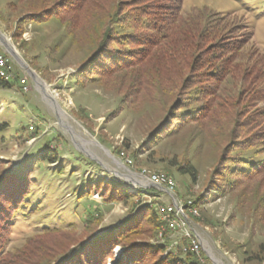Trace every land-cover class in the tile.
I'll use <instances>...</instances> for the list:
<instances>
[{"label":"rangeland","instance_id":"obj_1","mask_svg":"<svg viewBox=\"0 0 264 264\" xmlns=\"http://www.w3.org/2000/svg\"><path fill=\"white\" fill-rule=\"evenodd\" d=\"M60 1L0 0V35L27 66L22 68L0 43V53L8 59L13 76L9 89H0V176H8L7 172L25 176L30 193V211L12 222L2 264L25 258L28 253L31 257L34 251L29 263L54 255L48 264H55L92 231L105 238L142 206L155 208L163 201L167 203L165 193L132 181L130 173L142 170L169 177L175 184L173 194L183 206L198 196L203 198L193 217L185 209L188 227L200 243L195 253L199 264H264V178L237 184L220 197L212 198L206 192L212 174L223 171L230 132L241 130L245 138L260 131L255 127L259 117L254 116L255 125L247 124L254 122L253 114L263 110V103L250 106L248 92L230 76L223 84L217 85L213 79L205 83L212 71L199 67L194 74L190 70L184 74L196 82L195 86L173 90L168 85V63L158 57L141 60L136 55L139 46L124 50L122 61L132 62L131 66L115 67L104 75H94V79H77L80 66L101 42L105 27L89 23L85 17L88 10L97 17H102V12L107 17L117 15L126 27L129 25L128 32L141 36L144 30L132 29V15L147 12L149 15L142 16L153 20L161 11L152 6L169 4L170 0H95L98 8L84 0L83 8L75 13L43 22L29 20ZM171 1H178L183 17L199 11L205 15L204 21L208 16L216 19L222 43L240 47L239 55L244 58L255 55V51L264 54V0ZM219 15L226 17L220 20ZM204 53L199 52L198 57ZM180 62L178 57L170 66L177 68ZM22 78L26 79L27 91L19 82ZM208 83L215 84L221 103L224 99L242 103L239 112L243 116L237 121L240 127L221 109L206 113L196 122L176 125L167 119L160 126L177 100L185 102L191 90L203 89ZM195 100L188 109L203 102ZM56 107L63 111L62 116ZM43 152H53L57 163L41 162ZM120 154L129 157L127 167L119 161ZM186 163L197 171L195 184L179 172ZM110 185L129 191L131 198L105 204L102 198L108 194L102 197L95 189ZM89 215L99 220L92 219L89 225L85 223ZM184 239L180 232L158 231L156 238L142 236L136 242L141 247L146 243L164 246L160 254L144 263L157 264L168 253L184 258L183 253L190 250ZM28 240L36 244L28 248ZM124 252L115 246L104 264H117Z\"/></svg>","mask_w":264,"mask_h":264},{"label":"trees","instance_id":"obj_2","mask_svg":"<svg viewBox=\"0 0 264 264\" xmlns=\"http://www.w3.org/2000/svg\"><path fill=\"white\" fill-rule=\"evenodd\" d=\"M95 2V0H90V3L98 8L95 6ZM176 2L178 3V1ZM176 2L170 0L169 4L153 5V8L161 11V14L155 15L153 20L149 16H142L149 15L147 12L133 14L130 21L134 25L132 29L139 30V32L144 30L141 36L128 32L129 25L126 27L122 23L123 20H119L117 15L107 17L106 13L102 12V17H97V13L88 10L85 16L86 20H89V23L94 26L101 25L100 27H105L102 30L101 42L95 52L80 66L77 79H84L85 76L94 79V75H104L115 67H121V65L122 67L131 66L132 62L124 64L122 61L124 54H126L124 50L139 46L136 55L141 60L145 58L155 60L158 57L168 63V85L173 90H179L180 88L184 90L188 86V89L195 86L196 82H190L187 78H184V74L189 70L194 74L197 67H199L200 69L212 71L207 76L206 82L204 80L205 83L213 79L217 85L219 83L223 84L225 78L230 76L237 80L238 86L240 85L243 90L248 92L250 106L255 107L256 103H263L264 105V54L255 51L253 52L255 55L244 58L243 54L239 55L240 47L222 43L224 39H222V32L216 19L214 20L208 16L209 20L204 21L205 15L199 11H193L183 17L180 13V6ZM83 3L84 0H62L50 7L49 10H44L32 16L29 20L43 22L52 16L72 14L78 8H83ZM46 14L47 16H45ZM223 17H226V15L218 16L220 20ZM108 22L110 26H108ZM204 23L205 26H203ZM216 42H220V44L216 45ZM199 52L205 53L198 57ZM125 56L127 57V55ZM178 57L182 61L178 63L179 67H171V61L178 59ZM199 61L201 64H198ZM243 61L246 64H242ZM218 62L219 64H217ZM172 69H177V71L174 72ZM159 82L160 80H158ZM207 85L203 89L191 90L185 102L180 99L177 100V106L171 109L168 116L160 122V126L166 123L167 119L168 121L173 119L176 122L173 121V123L176 125L196 122L206 113L212 114L214 111L221 109L227 112L233 124L240 127L241 125L237 121L243 116L239 112V106L242 103L238 105L237 100L233 99H224L221 103L219 96H217L215 84L208 83ZM9 87L10 83L0 77V89H9ZM197 98L198 101H203L201 105L188 109V106H192ZM185 107L186 110H182ZM250 115L252 117V114H248L247 117ZM254 116L260 118L258 123L255 122ZM253 117L254 122L247 125L257 123L255 127L260 129L259 132L252 133L245 138L241 136L240 129V134L236 132L238 129L230 132L226 155L222 160L221 169L223 171L215 172L216 175L212 174L207 186L206 192L210 197H220L237 184L253 183L257 179L264 178V108L254 113ZM1 128L2 126H0ZM39 159L46 164H55L58 160L53 152H43ZM179 172L182 175H187L192 184L197 182V171L191 164L186 163L179 167ZM7 175L5 173V175L0 176V264L4 262L6 254L2 251L9 240L8 233L12 222L19 216L25 217L30 211L28 201L30 193L27 191V178L25 176L20 177L17 172H7ZM5 176L7 179L6 182H3L2 179ZM95 190L96 192L101 191L102 197L108 194L106 198H102L105 204H110V200H128L132 196L129 191H122L120 187L114 185H110L108 189L104 186L99 191L98 189ZM202 199L201 196L195 199L193 203L196 208H198V203ZM92 219L99 220L95 216L89 215L86 217L85 223L90 225ZM160 230L161 221L156 209L150 205H144L139 208L137 214L110 231L107 237L101 238L92 231L85 240L77 243V247L73 246L67 249L55 264H104L105 260L112 256V249L115 246H121L125 251L123 258L117 264H144L150 257L160 254L164 250V246L146 243L141 247V243L136 242V239L139 240V237L142 236L156 238V234ZM184 240L188 242L186 238ZM34 244H36L35 240H28L26 247L30 248ZM34 252L31 257L28 253L25 258L21 256L19 260L18 258L6 260L5 264H32V262L29 263V260ZM36 253L38 254V252ZM183 255L184 258L168 253V257L166 259L160 257L157 264H199L193 251L189 250ZM53 257L54 255H51L43 261L33 264H48ZM16 261L18 262L16 263Z\"/></svg>","mask_w":264,"mask_h":264},{"label":"built area","instance_id":"obj_3","mask_svg":"<svg viewBox=\"0 0 264 264\" xmlns=\"http://www.w3.org/2000/svg\"><path fill=\"white\" fill-rule=\"evenodd\" d=\"M0 67H3L5 73L12 77L11 65L8 59L3 53H0ZM20 84L22 85L24 91H27L26 79H20ZM119 161L126 166V157L118 156ZM132 181L139 185L153 186L160 193H165L168 196V202L164 201L157 204L159 210H161V205H168V212H162L164 216V224H166L167 232H180L188 240V248L194 253H198L200 249V243L198 238L189 229L188 226L183 225L179 217V201H177L176 196L173 194L174 186L171 185L170 178L163 177L162 172H155L153 175H143V173H130ZM161 198V197H160ZM158 198V200H162Z\"/></svg>","mask_w":264,"mask_h":264},{"label":"bare ground","instance_id":"obj_4","mask_svg":"<svg viewBox=\"0 0 264 264\" xmlns=\"http://www.w3.org/2000/svg\"><path fill=\"white\" fill-rule=\"evenodd\" d=\"M13 51L15 52L14 49H13ZM0 77L6 82H10L11 79H12V77L8 76L7 73L4 72L3 67H0ZM40 87H41L42 91H44L46 93V88L42 84L40 85ZM56 109H57L58 114L62 116V114H63L62 112L63 111H60V109L58 110L57 107H56ZM120 155H121L120 157H126L124 154H120ZM130 163L131 162L129 160V157L128 158L126 157V165H129ZM139 173H143V175H153L152 172H147L145 170H142ZM163 177L169 178L165 174H163ZM170 182H171V185L174 186V188H175V184H174V182L171 179H170ZM152 188H154V187L152 186ZM155 190L157 191V189H155ZM177 201H179L178 198H177ZM155 209H156V211L158 213L159 220L161 221V230H160V232H164V231H166V224H164V216H163L162 212H168V205H161V210H159L157 205H156ZM185 209H188V212H189V215H190L189 217H193L197 213V208L194 206V204L192 202L187 203L186 206L181 205L180 202H179V217H180V221L183 222V225L188 226L189 217H188V214L186 213ZM161 234L162 233H160V235Z\"/></svg>","mask_w":264,"mask_h":264},{"label":"water","instance_id":"obj_5","mask_svg":"<svg viewBox=\"0 0 264 264\" xmlns=\"http://www.w3.org/2000/svg\"><path fill=\"white\" fill-rule=\"evenodd\" d=\"M0 43L4 46L6 52L12 56V58L24 69H27V66L20 60L18 55L13 51V48L8 45L5 41V38L0 35Z\"/></svg>","mask_w":264,"mask_h":264}]
</instances>
